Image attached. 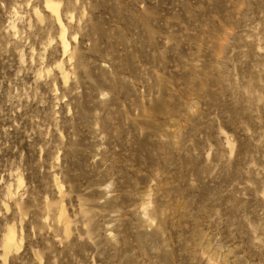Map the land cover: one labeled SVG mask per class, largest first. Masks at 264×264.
<instances>
[{"label": "rangeland", "instance_id": "obj_1", "mask_svg": "<svg viewBox=\"0 0 264 264\" xmlns=\"http://www.w3.org/2000/svg\"><path fill=\"white\" fill-rule=\"evenodd\" d=\"M0 264H264V0H0Z\"/></svg>", "mask_w": 264, "mask_h": 264}, {"label": "bare ground", "instance_id": "obj_2", "mask_svg": "<svg viewBox=\"0 0 264 264\" xmlns=\"http://www.w3.org/2000/svg\"><path fill=\"white\" fill-rule=\"evenodd\" d=\"M49 7V6H48ZM13 233H8V235H6V239H5V247L6 248H9L11 245H12V243H13V235H12Z\"/></svg>", "mask_w": 264, "mask_h": 264}]
</instances>
